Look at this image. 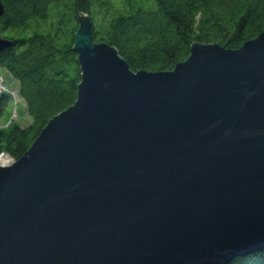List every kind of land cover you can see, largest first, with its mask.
Masks as SVG:
<instances>
[{"label":"water","instance_id":"water-1","mask_svg":"<svg viewBox=\"0 0 264 264\" xmlns=\"http://www.w3.org/2000/svg\"><path fill=\"white\" fill-rule=\"evenodd\" d=\"M73 48L77 99L0 164V264H229L264 249V32L135 71L79 12Z\"/></svg>","mask_w":264,"mask_h":264},{"label":"trees","instance_id":"trees-1","mask_svg":"<svg viewBox=\"0 0 264 264\" xmlns=\"http://www.w3.org/2000/svg\"><path fill=\"white\" fill-rule=\"evenodd\" d=\"M0 66L17 80L30 120L12 117L14 97L0 87V153L15 160L48 121L77 99L81 67L74 50L79 12L96 41L118 48L135 70L163 71L188 58L195 42L239 48L264 32V0H2ZM9 84V82H7ZM229 264H264V249Z\"/></svg>","mask_w":264,"mask_h":264},{"label":"rangeland","instance_id":"rangeland-1","mask_svg":"<svg viewBox=\"0 0 264 264\" xmlns=\"http://www.w3.org/2000/svg\"><path fill=\"white\" fill-rule=\"evenodd\" d=\"M0 79H5L4 80V84L5 86L10 89V92L12 93L13 97H14V109H13V114L12 117L15 119L20 120L21 116L19 114V112H22V110L24 109V111H26V107H25V101L18 95V91H17V85L18 82L17 80H15L14 78L9 76V72L6 68L1 67L0 66ZM2 80H0V87L2 88ZM7 82H9V84H7ZM30 120V117L26 114L24 119H21V121L23 123L27 122ZM7 160V159H6Z\"/></svg>","mask_w":264,"mask_h":264},{"label":"built area","instance_id":"built-area-1","mask_svg":"<svg viewBox=\"0 0 264 264\" xmlns=\"http://www.w3.org/2000/svg\"><path fill=\"white\" fill-rule=\"evenodd\" d=\"M14 161H15V159L11 155H9L8 153H6V152L0 153V164L8 165V164L13 163Z\"/></svg>","mask_w":264,"mask_h":264}]
</instances>
